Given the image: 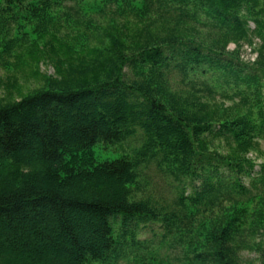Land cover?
Returning a JSON list of instances; mask_svg holds the SVG:
<instances>
[{
    "label": "trees",
    "instance_id": "16d2710c",
    "mask_svg": "<svg viewBox=\"0 0 264 264\" xmlns=\"http://www.w3.org/2000/svg\"><path fill=\"white\" fill-rule=\"evenodd\" d=\"M89 12L113 18L66 54L91 59L56 56L68 77L0 101V264H170L136 240L149 224L175 264H264V0H0V47L45 51L47 33ZM139 131L132 156L95 163L97 143ZM153 163L177 184L166 208L136 197Z\"/></svg>",
    "mask_w": 264,
    "mask_h": 264
},
{
    "label": "rangeland",
    "instance_id": "374dc122",
    "mask_svg": "<svg viewBox=\"0 0 264 264\" xmlns=\"http://www.w3.org/2000/svg\"><path fill=\"white\" fill-rule=\"evenodd\" d=\"M87 16L89 17H83L78 20L76 24H72V27L66 29L58 26L57 31L54 30L53 32L50 31L47 33L45 39L48 42V46L45 51L42 50V46L40 45L34 47L31 44L29 45V42H18L16 44L12 43L19 48L14 49L8 56V54L3 53V48L0 47V53H2V55L0 54V101H3V103L18 101L45 88L47 86V80H45L42 75L47 77L54 76L57 79L59 73L60 78L62 76L68 77L67 68L61 66L60 62L55 64L53 61L56 56L61 57V59L64 58V61L71 65V69L80 68L83 65L82 63L89 61L91 57L88 55L81 54L77 56L78 53L75 54L76 56H69L66 54L68 49L67 45H71L73 49H78V42H81L83 48H86L90 44V48H93L96 44L95 40L97 38L98 29L101 28L100 37L103 36L102 29L109 25V21L113 16L102 17L93 12H89ZM89 18H91V20L88 21ZM93 25H96L95 29L92 28ZM251 26L254 28L253 24ZM26 27L28 29L31 28L30 26ZM157 28L160 30L159 26ZM92 29H94V31ZM254 41L256 44L260 43L259 39H255ZM246 47L247 45H245L241 51L242 60L244 62L254 60L256 54H251L249 51L250 49H245ZM252 47L256 48L254 45H252ZM234 48V44L228 47L229 50H233ZM33 55H35V58L38 56L43 58L40 60L39 64H37ZM46 57L52 58V61L49 59V61H46ZM57 60H59V58ZM91 77H94V74L91 72L85 73L82 76H77V74H75V77L71 81V85L80 84L84 81L83 79L86 80ZM61 113L62 112L58 114L60 118H62ZM143 141L144 133L139 131L136 136L124 142L113 144L99 142L92 148L91 154L95 163L113 161L122 156H132L134 149L140 148ZM252 155L254 157L256 156L255 153ZM257 158L258 164L264 163V142L261 143ZM256 170H259V167H257ZM246 182H249L248 178ZM141 185L142 188L137 192L136 197L139 199H154V201L157 203L159 202L164 208L172 205L178 195L177 184L173 182L172 178L161 172L154 163L143 169ZM44 211L47 217L49 215V210ZM136 232V240L141 242L146 248L147 254L162 257L170 264L177 263L179 257V255H176L177 251L171 248L168 241L161 243L162 234L164 233L162 227L158 224H149L148 226L140 225ZM2 235H8V233H2L0 236L2 237ZM20 240H22V237H20ZM31 240L37 242L33 237H31ZM243 260L250 261L251 264H260L254 252H244ZM121 264L134 263L123 259Z\"/></svg>",
    "mask_w": 264,
    "mask_h": 264
}]
</instances>
